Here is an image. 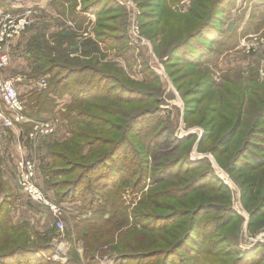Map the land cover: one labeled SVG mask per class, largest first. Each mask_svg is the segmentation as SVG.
Returning a JSON list of instances; mask_svg holds the SVG:
<instances>
[{
	"label": "rangeland",
	"instance_id": "1",
	"mask_svg": "<svg viewBox=\"0 0 264 264\" xmlns=\"http://www.w3.org/2000/svg\"><path fill=\"white\" fill-rule=\"evenodd\" d=\"M19 1H22L21 4L26 5L27 9H31V11H26L28 25L20 27L10 37L5 38V45L10 55L9 65L17 60L18 46L21 45L19 40L26 44L32 40L43 39L47 41L48 45H51L50 35L59 33L61 29L65 30L67 27V24L62 20L60 22L50 21L48 17L51 14L48 5L39 6L36 3L37 0H8L9 5L16 6L18 9L7 10L9 16L22 17L24 7L18 8ZM200 1L101 0L102 3H105L102 5V10L105 5L109 6V13L106 15L114 17L97 18L95 14L89 13V19L85 20L86 27L84 28L83 25L80 30H77L71 22V35L74 38L71 40V46L69 41L68 49L72 50L70 56L79 55L82 57V40L95 36L93 28L101 25L99 29L106 34L111 30L109 25H114L119 33L123 34L121 41L115 44V48L106 46L107 43L106 45L100 43L101 49H90V52H93L92 55H95L100 62L113 64L124 78L138 82L144 89L153 90L155 95L157 94V97L161 99L160 101H163L159 103L160 111L158 112L161 123L159 122L158 127H155L156 119L153 120L154 124L152 121L148 122L151 123L150 126L153 130H157L159 127L164 129L155 152L148 159L149 165H161L173 159H179L180 163L187 157L193 162L202 159L204 163L189 166L191 172L187 176L196 177L213 169L217 173V177L226 185V191L225 189L216 191L213 187L216 182H211L209 178L201 179L200 182L205 185L196 190L199 193L192 194L193 198H191L192 195L182 197L184 194L172 190L176 185L174 181L169 182L166 186L168 195L165 197L159 196L162 191L161 187H165V185H151L149 181H147L148 185L135 188L129 184L123 185L118 190L122 201L120 207H125L129 222L133 220L132 211L140 206L137 203L141 195L145 194L149 187L153 189L152 196L148 197L151 205L148 204L149 207H146L148 209L145 210L154 212V214L177 215L178 210H192L200 203L229 206L235 215L226 227L216 232L220 235L213 239L217 242L213 252L208 250L207 243L199 247L196 264H207L209 261L219 263L223 259L231 261L235 257L234 255L224 256L223 254L228 253L227 249L232 243L238 244L243 253H247L259 245L261 256H264V172L242 169L233 161L235 152L242 147L244 142L247 125L252 124L260 111H264V15L262 14L264 0H219V2L204 0L205 7L201 21H208V17L211 15L214 17L211 22L216 28L213 31L216 37L211 41L209 40L211 32H204L205 39H201L204 41L202 52H196L199 55L197 56L198 62L194 63V61L187 60L189 52L185 49L194 48L195 44L192 42L185 44L181 40L189 34L188 32L195 30V23L190 28H185L187 21L184 15L187 16L189 9L195 8V3ZM44 3L46 1L42 0L40 4L45 5ZM261 5L263 6L260 7ZM113 6L118 8H113ZM191 14L193 13L191 12ZM41 16L44 19L37 21ZM43 31L44 37H36L37 33L42 34ZM108 41L111 42V39ZM179 42L181 45L178 48ZM66 44L68 43H64L63 47L67 46ZM91 57L89 55L87 59ZM22 63L24 65L26 62ZM8 66L0 71V82L6 79L11 80L21 97L28 89L24 74L25 71H29L27 63L24 69L11 70V68L8 69ZM144 67L159 77L161 90H159L158 81L146 83ZM44 86L45 84L42 87ZM20 100L22 103L21 112L26 119H13L11 126L4 125L0 119V167H2L5 178L9 180V185L13 188V197L6 199L3 204L6 214H10L13 222L18 224L23 221L28 222L32 232L39 235L46 232L47 239L51 240L54 246L53 252L47 255H50L54 260L64 262L70 246H73L83 264H116L114 259L116 255L111 253L102 257L96 256L94 261L84 258L85 247L81 241H75L77 234L73 229L76 219L84 220L92 216H107L101 211L97 213H93V211L99 209L100 205L104 203L106 191H110L108 190L110 188L100 192L101 202L96 200L89 206L79 198L74 201H58L56 191L42 181L39 165L46 157L48 158L45 144L55 143L70 135L58 116L51 115L49 110L41 114L40 118H34V122H32L33 119L30 118V120L25 113L24 100L21 98ZM141 102L143 104L138 106L140 109L154 106L147 99L141 100ZM62 103L63 101H59L56 105L57 108L63 109ZM134 108H129L131 114L136 111ZM4 109L5 107L0 101V112L9 115V112ZM185 113L186 122L184 120ZM237 113H240L242 125L229 142L223 146L218 145L217 142L222 134L233 127ZM144 117L147 116L142 118ZM25 122L31 123V125H43L46 122L48 129L56 124L53 134L41 135L43 137L40 138L39 144L43 142L40 146L42 149L37 148L35 152L39 161L40 183L48 196L60 206L58 215H54L50 210L31 200L19 188L17 162L21 158L36 157L34 151L26 147L28 145L26 134L21 137L19 133V131L23 132L22 126ZM124 122H127L126 119ZM143 123L144 120L141 119L142 129L149 128ZM135 132L136 137H142L137 131ZM188 134L194 135L192 140L185 142L179 150H173L176 139ZM204 134L206 139L199 149L198 141ZM213 145L223 149L218 153V159L208 151ZM87 150L88 146H85L83 153ZM99 153L103 154L104 149L99 150L92 159L98 157ZM74 175L71 174L70 178L72 179ZM92 175H96V173ZM63 179L66 178L64 176L56 177V180ZM4 195V193L1 194L0 203L5 200ZM107 207L105 205L106 211H108ZM254 207H257L259 216L253 219L252 224L249 225L250 210ZM204 209L202 208L201 212L208 213L200 214L199 220L222 213ZM221 215H224V212ZM184 219L189 223V215L184 216ZM57 221L62 222L61 229L57 226ZM174 221L170 220L167 223L171 224ZM83 224L84 222L81 223V225ZM129 238L132 239L130 235ZM31 240L34 243L45 241L38 237L35 238L34 235H31ZM256 260L254 258V261H249L246 264H264V257L258 263ZM130 264H137L136 260Z\"/></svg>",
	"mask_w": 264,
	"mask_h": 264
},
{
	"label": "trees",
	"instance_id": "2",
	"mask_svg": "<svg viewBox=\"0 0 264 264\" xmlns=\"http://www.w3.org/2000/svg\"><path fill=\"white\" fill-rule=\"evenodd\" d=\"M0 3L6 10L12 8L6 0H0ZM104 4L101 0H52L56 12L71 21L77 30L83 25L86 27L85 20L89 19V13L95 14L97 18L106 16L113 18V15H106L109 13V6L105 5L102 10ZM204 4V0L195 3V8L189 9L187 16L184 15L187 21L185 28H190L195 23V30L188 32L189 34L181 40L185 44L188 42L195 44L194 48L185 49L189 52L185 57L194 63L198 62L199 55L196 52H202L204 41L201 39H205L204 32H211L209 34L211 41L216 37L213 32L216 28L211 22L214 17L211 15L208 21H201ZM78 5L80 7L77 8ZM262 14L264 15V12ZM109 26L111 30L106 34L99 29L101 25L96 26L93 28L95 36L82 40V57L70 56L72 50L68 49L69 41L71 43L74 38L71 31L67 35L60 32L50 35L51 45L43 39L32 40L18 51L29 68V71L23 72L26 79L45 80L44 87L40 89L34 87L21 97L19 95L25 102V113L29 118H40L47 110L52 112L57 105V99L65 95L70 97V102L57 114L60 120H64V126L70 136L46 144V156L49 159L39 165L40 177L48 187L56 191L58 201H74L79 198L88 206L94 204L96 200L100 201V192L110 188L108 189L110 191H106L104 203L93 211L106 213V217L92 216L84 220L76 219L73 223V229L77 234L75 241H81L85 247L84 258L94 261L96 256L102 257L111 253L116 255L114 258L116 264H130L133 260H136L137 264H196L199 247L207 243L208 250L213 252L217 245L213 239L220 235L216 232L226 227L233 219L235 213L229 206L200 203L192 210H178L177 215L154 214L145 210L148 209L146 208L149 207L148 204L151 205L149 198L153 189L149 187L148 191L141 195L137 203L140 206L132 211L133 220L129 222L125 207H120L122 201L118 190L123 185L132 184L137 188L149 181L151 185H165L161 187L162 191L159 193V196L165 197L168 195L166 186L174 181L176 185L172 190L184 194L182 197H187L199 193L196 190L205 185L200 182L201 179L209 178L211 182H216L213 183L216 191L222 189L226 191V185L213 169L196 177L187 176L191 172L189 166L204 163L202 159L193 162L187 157L180 163L179 159H173L165 164L149 165L148 159L155 152L164 129L159 127L153 130L151 123L148 122L153 123L156 119L155 127L161 123L158 112L159 103L163 101H160L153 90L144 89L138 82L124 78L113 64L102 63L92 55L90 49H101L100 43L105 45L107 43L106 46L115 48V44L121 41L123 34H120L114 25ZM44 36V32L42 34L39 32L36 37ZM109 39L112 43L108 41ZM181 42L178 43V48ZM64 43H68L67 46L63 47ZM89 55L92 57L87 59ZM26 63L22 66L23 69ZM143 72L146 83L158 81L161 90L159 77L147 67H144ZM146 99L154 106L138 108L143 104L141 100ZM130 107L136 109L133 114L129 111ZM143 116L147 117L142 118ZM125 119L127 122H124ZM141 119L144 120L143 124L149 127L146 130L141 128ZM184 120L186 122V113ZM23 124L24 134L32 125L28 122ZM241 125L240 113H237L233 127L222 134L217 144L223 146L229 142ZM135 131L142 137H136ZM205 134L198 141L199 149L206 139ZM193 137V134H188L176 139L173 150H179ZM85 146H88V150L83 153ZM101 149H104V153H99L98 157L92 159ZM222 150L213 145L208 151L218 159L217 155ZM233 161L242 169L264 172V111H260L252 124L247 125L244 142L235 152ZM95 173L96 175H92ZM71 174H75L72 179ZM58 176H64L66 179L56 180ZM2 193L5 194V200L0 203V264H83L73 246H70L64 262L54 260L47 255L53 252L54 246L51 240L47 239L46 232L42 235L32 232L28 222L14 223L10 214H6L3 204L6 199L13 197V188L9 181L3 179L0 167V198ZM193 197L194 195L191 196ZM105 205L108 206V211ZM202 208H205V211L222 212L221 214L224 212V215L199 220L200 214L208 213L201 212ZM257 210V207L250 210L249 225L259 216ZM187 215L190 217L189 223L186 219L183 220ZM170 220L175 221L168 224ZM31 235L45 241L34 243ZM234 244L228 246L227 254H223L234 255L231 261L223 259L219 263L209 261L207 264H246L254 261V258L258 263L264 257L261 256L259 245L255 247L256 249L243 253L239 245Z\"/></svg>",
	"mask_w": 264,
	"mask_h": 264
},
{
	"label": "built area",
	"instance_id": "3",
	"mask_svg": "<svg viewBox=\"0 0 264 264\" xmlns=\"http://www.w3.org/2000/svg\"><path fill=\"white\" fill-rule=\"evenodd\" d=\"M28 23L29 20L25 15H22V17L16 16L15 18L9 16L8 13L0 15V71L7 67L10 62L9 50L5 45V38L10 37L12 33L16 32L20 27H25ZM44 84L45 80L43 78L40 79L38 86L42 87ZM0 101L9 112V115L2 113V111L0 112V119L4 125L11 126L13 119H26L25 115L21 112L22 103L18 92L9 79L0 82ZM51 130V128L48 129L47 123L35 125L33 131L28 134L33 148L38 143L39 137L49 133ZM36 167L37 164L34 156L21 158L17 162V168L19 169L17 182L19 188L31 200L50 210L54 215H58L60 214V206L53 198L48 196L46 190L43 188ZM57 226L61 229L63 226L62 222L57 221Z\"/></svg>",
	"mask_w": 264,
	"mask_h": 264
},
{
	"label": "crops",
	"instance_id": "4",
	"mask_svg": "<svg viewBox=\"0 0 264 264\" xmlns=\"http://www.w3.org/2000/svg\"><path fill=\"white\" fill-rule=\"evenodd\" d=\"M46 1V3H44L45 5H41L40 3L42 2V0H37V2L36 3H38L39 4V6H46V5H48V7H49V12H50V17H48L49 18V20L50 21H63L64 23H66L67 24V27H66V29H69V30H63V29H61L60 30V33H62V35H67V34H69V32L71 31V21H69V20H66L65 18H63L62 16H60L57 12H56V10L53 8V6H52V0H45ZM6 2L8 3V0H6ZM21 2L22 1H19V4L20 5H18V8H21V6H23L24 7V9H22V11H23V14H21V15H25V16H27L26 15V11L27 10H29V12L31 11V9H27V6L26 5H22L21 4ZM24 3V2H23ZM11 4V3H10ZM11 7L12 8H14V9H17V7L15 6H13V5H11ZM18 10V9H17ZM8 11L4 8V6H3V4H1L0 3V15H2V14H5V13H7ZM31 14V13H30ZM32 17V19H33V15L31 16ZM41 19H44V17L43 16H41L40 17V19L38 20L37 19V21H40ZM33 21H34V19H33ZM63 25H65V24H63ZM66 26V25H65ZM37 28V27H36ZM59 31V30H58ZM44 32V31H43ZM54 34H52L51 36H53ZM18 39H19V37H18ZM20 41V43H21V45H19L18 46V49H22V45H24V42H22L21 40H19ZM70 46H71V43H70ZM22 62H24L23 60H22V58H21V56L19 55V54H17V60H15V61H13L12 62V64L11 65H9L8 67V69H16V68H20V69H22V66H24L23 65V63ZM38 82H39V80H36V79H27L26 80V84H28L27 85V90H29V89H31V88H34V87H36V88H41V87H39L38 86ZM59 101H63V105L62 106H65V104H67V103H69L70 102V97L68 96V95H65V96H63L61 99H57V105H58V103H59ZM62 108V107H61ZM58 109H60V108H57V106L54 108V110L51 112V115L53 114H55V116L58 114ZM62 110V109H61ZM29 118V117H28ZM30 119V118H29ZM59 119V118H58ZM31 120V119H30ZM60 120V119H59ZM61 121V123L64 121H62V120H60ZM32 122H34V119L32 120ZM46 123V122H45ZM63 125H64V123H63ZM34 126L35 125H32L31 127H30V129L27 131V132H25L24 134H26V139H27V142H28V145L26 146V147H28L31 151H34L33 153H35V155H36V157H35V160H36V164H37V174H38V165H39V161H38V155L36 154V152H35V150L38 148V149H42V147H40V146H42V143L41 144H39V140H40V138H42L43 136H45V135H43L42 137L40 136L39 137V140H38V143L35 145V147L33 148V145H32V143H31V141H30V139H29V137H28V134H29V132H31V131H33V129H34ZM53 127V128H52ZM52 127H51V131L49 132V133H47V134H49V135H51V134H53L54 133V131H55V127H56V124H54V125H52ZM66 127V126H65ZM67 130V129H66ZM19 133H20V136L22 137L23 136V132L21 131H19ZM18 133V134H19ZM67 133H68V131H67ZM46 134V135H47ZM43 139H45V138H43ZM43 141V140H42ZM38 144H39V147H37L38 146ZM25 146V145H24ZM45 149H47L46 148V144H45ZM48 159L49 158H45V160H43L41 163H43L44 161H48ZM40 163V164H41ZM2 176H3V179H5V180H7V181H9L7 178H5V176H4V173H2ZM14 223H17V222H14Z\"/></svg>",
	"mask_w": 264,
	"mask_h": 264
}]
</instances>
